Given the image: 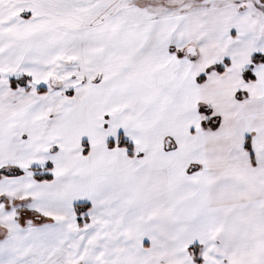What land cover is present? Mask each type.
I'll return each instance as SVG.
<instances>
[{"label":"snow or ice","instance_id":"6c2138e0","mask_svg":"<svg viewBox=\"0 0 264 264\" xmlns=\"http://www.w3.org/2000/svg\"><path fill=\"white\" fill-rule=\"evenodd\" d=\"M0 264H264V0H0Z\"/></svg>","mask_w":264,"mask_h":264}]
</instances>
